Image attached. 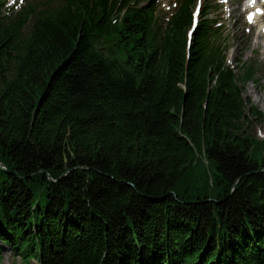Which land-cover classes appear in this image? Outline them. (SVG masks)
Wrapping results in <instances>:
<instances>
[{"label":"trees","instance_id":"trees-1","mask_svg":"<svg viewBox=\"0 0 264 264\" xmlns=\"http://www.w3.org/2000/svg\"><path fill=\"white\" fill-rule=\"evenodd\" d=\"M6 1L0 263L264 264L254 74L227 64L212 8L189 39L200 0L167 22L155 0Z\"/></svg>","mask_w":264,"mask_h":264},{"label":"rangeland","instance_id":"rangeland-1","mask_svg":"<svg viewBox=\"0 0 264 264\" xmlns=\"http://www.w3.org/2000/svg\"><path fill=\"white\" fill-rule=\"evenodd\" d=\"M119 1V0H118ZM150 0H139L141 5H145ZM157 15L162 22H167L176 12L179 0H155ZM61 0H7L5 7L19 8L31 3H38L39 8L45 9L52 5H59ZM201 5V15L206 13L209 7L212 8L210 16L218 15L221 24L224 26V44L227 45V64L240 75L239 68H249L254 74L249 82L239 83L243 89L245 99V132L251 137L264 140V105H257L254 102V92L264 96V35L260 32L264 26V15H261L260 22L252 23L249 18L253 9L247 11L246 0H216L210 3L207 0H200L194 7ZM202 20V17H200ZM191 26L189 27L190 31ZM257 37L260 39V45L257 43ZM109 43L106 44L110 48ZM253 91V93H251ZM261 112L262 116H257L253 109ZM0 264H23L20 258H16L9 249L4 252V258ZM36 264V263H32Z\"/></svg>","mask_w":264,"mask_h":264},{"label":"bare ground","instance_id":"bare-ground-1","mask_svg":"<svg viewBox=\"0 0 264 264\" xmlns=\"http://www.w3.org/2000/svg\"><path fill=\"white\" fill-rule=\"evenodd\" d=\"M259 1V3H260V0H257V1H253L254 3H256V2H258ZM261 7V6H260ZM253 9V12L251 13V15H250V19H251V21H252V23H255V22H257V23H259L260 22V19H261V16H257L256 14L254 15V13H255V8H251V7H248L247 8V11L249 10V11H251ZM253 15V16H252ZM262 35H264V26H263V29H262V31L260 32ZM260 39H259V37H257V43L255 44V47H257V44H259L260 45ZM262 56H263V58H264V51L262 52ZM251 93H253V91H251ZM255 93V95H254V102L257 104V105H264V96H262V95H260L258 92H254Z\"/></svg>","mask_w":264,"mask_h":264},{"label":"water","instance_id":"water-1","mask_svg":"<svg viewBox=\"0 0 264 264\" xmlns=\"http://www.w3.org/2000/svg\"><path fill=\"white\" fill-rule=\"evenodd\" d=\"M0 167H1V168H4L3 165H2L1 163H0ZM54 182H55V181H54Z\"/></svg>","mask_w":264,"mask_h":264}]
</instances>
